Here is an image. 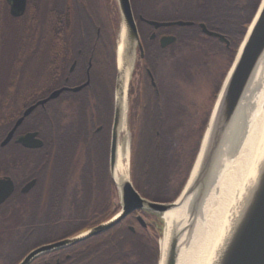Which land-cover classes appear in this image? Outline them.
Wrapping results in <instances>:
<instances>
[{"label": "flooded vegetation", "instance_id": "flooded-vegetation-1", "mask_svg": "<svg viewBox=\"0 0 264 264\" xmlns=\"http://www.w3.org/2000/svg\"><path fill=\"white\" fill-rule=\"evenodd\" d=\"M110 3L92 0L99 14L108 11ZM80 10H85L80 0H26L23 14L13 17L7 0H0V27L10 42L0 43V107L8 116L2 140L14 129L7 155L0 156V181L6 190L11 188L0 202V264H20L41 246L75 237L105 222L95 224L103 215L94 213L95 181L106 179L98 171L105 169L106 163L109 175L115 82L111 91L101 77L91 74L93 53L104 47L78 44L76 19ZM51 11L58 18L57 28L48 25ZM192 24L153 29L147 35L152 45L147 51L138 31L143 50V58L137 50L134 67L138 81L133 94L138 101L178 97L191 112L194 103L189 102V93L205 91L208 99L219 83L216 99L239 46L234 49L235 40L227 34L210 31L223 36L224 41H220L204 34L199 27L202 23L194 28ZM87 33L90 31H81ZM162 37L175 40L161 48ZM59 90L63 91L56 99L38 105ZM129 92L130 83L128 110ZM30 134L41 142L39 148L17 142ZM113 203L107 211L115 208ZM138 215L145 227L136 220ZM148 225L143 214L135 212L82 243L93 252L91 244L101 249L109 241L110 231L136 233ZM80 243L41 253L29 264H79ZM85 249L82 246L83 258Z\"/></svg>", "mask_w": 264, "mask_h": 264}, {"label": "trees", "instance_id": "trees-1", "mask_svg": "<svg viewBox=\"0 0 264 264\" xmlns=\"http://www.w3.org/2000/svg\"><path fill=\"white\" fill-rule=\"evenodd\" d=\"M80 1L85 6V10H80L76 19L77 29L80 32L78 44L104 47L93 53L91 74L101 77L103 83L110 85L112 91L117 74L116 46L120 29L116 2L110 0L108 11L99 14L92 5V0ZM260 2L261 0H231V2L228 0H173V2L130 0L145 51L152 46L147 42V35L153 31V28L141 22L139 17L166 23L191 22L194 23L193 28L197 27L196 24L202 23L208 31L231 36L235 40L234 49H236ZM57 19L55 12H48L49 27L57 28ZM97 29H99L98 35ZM84 30L90 33L81 34ZM8 43L7 37L1 39V44ZM140 62L138 60L137 63ZM136 76L137 73L134 71L128 95L130 179L142 198L154 203L169 204L178 198L189 177L220 84L218 83L215 88L213 97H208L203 105L194 104L193 110L188 112L178 97H174V100L138 101L133 94L137 88ZM7 117L0 107V141L5 135ZM6 155L7 147L0 148V156ZM102 173L106 175V179L95 181L94 213H103V215L95 224L107 220L119 210L115 186L107 170ZM113 202L115 208L107 211L109 206L114 205ZM140 213L154 226L149 224L147 229H140L136 233L126 229L123 235L110 231L109 241L103 243L101 249H97L98 244H91L95 246L93 252L89 246L81 242L79 264H158L160 221L156 215L148 212ZM82 246L86 248L84 258L81 255Z\"/></svg>", "mask_w": 264, "mask_h": 264}, {"label": "water", "instance_id": "water-1", "mask_svg": "<svg viewBox=\"0 0 264 264\" xmlns=\"http://www.w3.org/2000/svg\"><path fill=\"white\" fill-rule=\"evenodd\" d=\"M10 5V14L13 17H20L25 8L26 0H7ZM120 17V29L124 28L125 43L124 56L130 61L131 71L129 83L135 67L136 52L143 58V50L140 43L136 21L133 16L130 0H115ZM154 30L168 28L171 26L189 27L191 22H156L139 18ZM201 31L210 37L224 41V37L208 31L204 24L199 25ZM154 38V34L151 35ZM174 37H162L159 41L160 47L164 48L174 42ZM119 45V44H118ZM118 50L116 52V80L114 89V118L111 133L110 155L108 172L112 183L115 186L119 199V210L104 223L90 229L75 237L37 248L32 251L20 264H29L41 253L52 251L65 246L78 244L89 237L97 236L117 225L123 219L135 212H148L161 216L162 213L174 207L181 197H192L193 211H196L206 197L211 183L216 175L219 162L227 156L229 146L235 141L233 121L238 112L243 97L252 81L256 70L264 57V0H261L257 11L250 22L246 33L238 47L232 65L221 85L213 104L209 120L204 131L200 147L194 161L193 167L186 181V184L178 198L169 204L150 202L142 198L132 185L131 179L117 185L114 181V169L116 165V152L119 144V125L121 123V108L118 103ZM85 86V85H84ZM83 86L74 89L79 91ZM63 90L52 93L46 100L38 105H43L49 100L56 99ZM128 92V87H127ZM127 97V95H126ZM33 107L28 109L23 117L16 123L15 128L27 117ZM128 105L126 112V121ZM14 129L9 132L0 142V148L9 143ZM27 148H39L41 142L35 139L34 134L27 135L17 140ZM231 152V151H229ZM130 153V150H129ZM130 157V156H129ZM195 170V171H194ZM194 172V173H193ZM253 184L248 192L245 204L238 215L224 245L213 264H264V151L260 165L254 176ZM32 184H30L31 186ZM29 187V186H28ZM11 188L6 190L5 184L0 181V202L10 193ZM141 226L145 227L144 220L138 215L136 217ZM178 251V237L171 239L169 248L163 264H176ZM160 255V251H159ZM160 262L158 261V264Z\"/></svg>", "mask_w": 264, "mask_h": 264}, {"label": "bare ground", "instance_id": "bare-ground-1", "mask_svg": "<svg viewBox=\"0 0 264 264\" xmlns=\"http://www.w3.org/2000/svg\"><path fill=\"white\" fill-rule=\"evenodd\" d=\"M125 32L118 45V103L121 108L119 133L127 132V87L131 64L124 56ZM235 141L219 162L216 175L200 207L193 211L192 197H181L162 213L163 234L159 241V264H163L172 238L178 237L176 264H213L240 214L264 151V57L233 121ZM129 140L118 144L114 181L130 180ZM195 171V170H194ZM194 173V172H193Z\"/></svg>", "mask_w": 264, "mask_h": 264}, {"label": "rangeland", "instance_id": "rangeland-1", "mask_svg": "<svg viewBox=\"0 0 264 264\" xmlns=\"http://www.w3.org/2000/svg\"><path fill=\"white\" fill-rule=\"evenodd\" d=\"M160 2L161 1H163V2H173V0H159ZM121 30H122V28L121 29H119V33H118V39H117V44H119V35H120V33H121ZM3 33H4V35H3ZM1 35H3L2 36V38H5V37H7L8 38V34H7V32H6V30H4L3 29V27H0V37H1ZM1 43V42H0ZM10 43V42H9ZM201 89H203L202 87H200ZM190 95H189V98H188V100H189V102H191V103H194V104H196V105H203V103H205L207 100L205 99L208 95L207 94H205V91H198V92H192V94L191 93H189ZM127 105H128V100H127ZM199 107V106H198ZM203 107V106H202ZM194 119V118H193ZM126 129H127V132L125 131V132H123V133H120V143L119 144H122L123 143V138L125 137V136H127L128 135V140H129V150H130V133H129V130H128V127H127V122H126ZM188 150V149H187ZM185 151H186V149H185ZM106 163V162H105ZM101 167V166H100ZM107 170V163L105 164V169H103L102 167L100 168V170H98L99 172L100 171H106ZM101 172V173H102ZM129 176H130V173H129ZM116 190V189H115ZM117 192V191H116ZM118 196V195H117ZM118 205H119V199H118ZM109 219V218H108ZM107 219V220H108ZM145 219V218H144ZM158 219H159V221H160V228H159V239H158V249H159V241H160V239H161V237H162V234H163V227H164V225H163V221H162V219H161V216H158ZM106 221V220H105ZM145 223H149L150 225H152V226H154L153 224H151L147 219H145Z\"/></svg>", "mask_w": 264, "mask_h": 264}]
</instances>
